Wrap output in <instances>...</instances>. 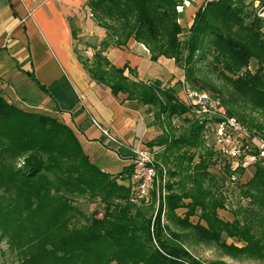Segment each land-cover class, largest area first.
<instances>
[{
  "label": "trees",
  "instance_id": "obj_1",
  "mask_svg": "<svg viewBox=\"0 0 264 264\" xmlns=\"http://www.w3.org/2000/svg\"><path fill=\"white\" fill-rule=\"evenodd\" d=\"M184 3L87 0L93 20L107 29L92 70L82 66L88 78L115 97L157 108L156 118L189 115L174 88L161 89L157 81L146 86L135 80L134 70L115 67L103 55L109 47L123 48L133 40L148 50L152 62L163 57L182 63L192 88L217 93L210 94L229 116L264 136V124L247 121L241 111L247 104L253 112H264V19L247 11L243 0H205L181 41L176 7ZM250 60L257 65L252 73L246 70L236 79L219 74H236ZM207 71L216 72L230 89L226 97L202 78ZM182 119L189 125L187 136L167 140L161 135L148 142L147 149L165 146L173 153L199 147L205 123ZM206 152L207 161L199 155L197 163H192L193 155L180 154L178 192L159 197L153 218L136 221L130 215L132 162L116 175L101 171L66 123L21 109L0 90V243L12 254L10 262L1 264H205L176 242L168 224L231 258L264 264V172L255 165L252 176L241 182L244 171L231 172L224 164L237 197L231 204L228 190L209 171L219 156L213 160L215 153L210 148ZM156 170L160 176L159 166ZM236 174L240 176L231 179ZM161 189L158 186L159 195ZM167 191L174 189L168 186ZM81 199L97 201L102 216L96 210L86 216L78 206ZM226 209L231 221L218 214Z\"/></svg>",
  "mask_w": 264,
  "mask_h": 264
},
{
  "label": "crops",
  "instance_id": "obj_2",
  "mask_svg": "<svg viewBox=\"0 0 264 264\" xmlns=\"http://www.w3.org/2000/svg\"><path fill=\"white\" fill-rule=\"evenodd\" d=\"M204 1L185 0L179 12L182 27ZM86 2L0 0V88L14 105L61 119L89 160L116 175L131 163L134 150L147 149L145 145L162 133L151 106L113 96L82 68L74 51V24L80 10L88 12ZM104 54L115 67L134 70L141 82L162 86L170 80L173 87L178 78L172 77L181 74L172 59L150 61L148 50L133 40Z\"/></svg>",
  "mask_w": 264,
  "mask_h": 264
},
{
  "label": "rangeland",
  "instance_id": "obj_3",
  "mask_svg": "<svg viewBox=\"0 0 264 264\" xmlns=\"http://www.w3.org/2000/svg\"><path fill=\"white\" fill-rule=\"evenodd\" d=\"M255 1L256 0H243V4L248 7L247 11L257 12ZM181 8L182 6H179V7L177 6L176 12L179 13L181 11ZM179 19H180V13L178 16V21H177L178 24H179ZM191 23H192V20L188 26L186 25L185 28L179 24L180 27L183 29L179 37L181 41L186 40L187 35H188L187 29L189 28ZM74 25H75L74 26L75 55L77 59L80 61L81 65L86 70H92V66L90 64L94 60V53L96 50L101 48L100 44L102 43V41L105 40L107 29L104 27H101L96 21L93 20V18L89 14V10L88 12L85 10H80L79 16L77 17V20ZM262 32L264 33L263 30ZM256 67H257L256 62L254 60H250L247 66L240 69L236 74H230L226 71H222L220 67L218 68L220 69V71H222L221 73H219L221 76H227L229 78L236 79L237 77H241V75L246 70L251 73L254 72ZM178 68L180 69L179 73L181 72L180 75L182 76L183 74L182 63L178 64ZM180 75H177V76L175 75L172 78L174 77L176 79L178 78L177 81H179L181 77ZM202 78L206 81L207 84L215 88L216 92H220L221 93L220 95H222V97H226V95L230 92V89L224 86L223 81L220 79V77L217 75L216 72L210 73L207 71L206 74L202 76ZM127 80L132 81L133 77L128 76ZM169 81L167 83L163 82L162 86L160 83V88L161 89L174 88V90L177 92L179 89V83H175L173 84V87H170ZM112 82H115V80H113ZM144 83L146 86L147 84H151V82H144ZM205 91L208 92V90H205ZM210 93L217 94L215 92H210ZM20 108L22 109V107ZM224 109L226 108L224 107ZM241 109L247 121L253 120L257 122L258 124H264V112H260V111L253 112L251 111L249 105L247 104H242ZM31 112L42 113L47 116H50L48 113H44L40 110L38 111L32 110ZM152 112H153L154 119H155L154 124L157 125L160 132L162 133V138H167L168 140V139H174L179 136H187L186 130H188L189 125L185 123L182 118H187L191 122L193 120L191 116H189L188 114H185L182 117H177V116L169 117L168 114H163L162 116H159V118H156L155 114L157 113V108L152 107ZM50 117H53V116H50ZM53 118H56L57 120L61 121V119H58L57 117H53ZM244 126L248 127L249 125L247 126V124H244ZM249 129L254 131L256 134L263 136L261 132L255 130L254 128H249ZM200 142L201 143L199 144V147L197 148H194L192 150L182 149L179 152L175 151L173 153L168 152L165 149V146L152 147L154 148L153 150H155V148H161V150L157 154H155V156L153 157V162H154L155 172H156V178L154 180V190L150 193L149 197L146 200H139L136 203H131L132 204L131 206L132 210L130 214L131 217H133L136 221H137V218H138V221L148 219L149 217L153 218L159 206V197H161L162 198L161 200H163L166 196H169L170 193L178 192L177 191L178 189L176 186L179 180V176H178L179 169L177 168V165L180 164V161H178L180 154H183L185 152V153H188L189 155H193L194 157L192 159V163L199 162V158H198L199 155L201 156L200 160L207 161V156L205 154L207 153L206 149H208L209 151V148L213 151V154L215 153L213 160L217 158L216 156H219L217 154V151L215 150V146H214L213 139H212V130L210 127H207V128L204 127L200 135ZM224 164L228 166L227 161L223 157L219 156L216 160L215 165L210 167L209 171L214 176L217 184H220V185L222 184V186H224L228 190L227 192L228 202H230L231 204H234L237 197L231 191V190H234L233 189L234 185L233 183H230L228 181L227 175L225 174V171H224ZM156 166H159L161 170L160 176L157 173ZM238 170L242 171L241 169H238ZM173 172L175 174V177L171 176ZM253 172H254L253 168H249L246 171H244L243 175L240 178V181L243 182V181L248 180L252 176ZM238 176L240 175H237V176L233 175L231 179L237 178ZM119 183L124 184L125 182L120 181ZM158 186L162 187L160 191L161 195L158 194L159 193ZM168 186H171L172 190L174 189V191H167ZM78 206L80 210L86 216H89L95 210L100 213L99 217L102 216L101 214L103 213V208L99 205L97 201H87V200L81 199V200H78ZM218 214L220 218H222L225 221L232 220V217L228 209L224 211H219ZM161 222L164 225L168 224L166 221V218L164 217H162ZM168 226H169V230L174 235H176V242L181 244L193 257H195L196 259L200 260L201 262L205 264H261L259 262L252 261V260L231 258L223 254L220 250H218L217 248L213 246H206L204 244L195 242L192 238H189L188 236H186L185 232L181 230H177L170 224H168ZM166 238H169V237H166ZM227 241L230 242L229 240ZM11 259H12V254L8 250L7 245L5 243H0V264L4 262H10Z\"/></svg>",
  "mask_w": 264,
  "mask_h": 264
},
{
  "label": "built area",
  "instance_id": "obj_4",
  "mask_svg": "<svg viewBox=\"0 0 264 264\" xmlns=\"http://www.w3.org/2000/svg\"><path fill=\"white\" fill-rule=\"evenodd\" d=\"M255 5L256 15L264 19V0H256ZM178 83L177 97L180 103L187 108L191 117L204 122L205 128H211L215 150L227 161L230 171H246L258 165L264 172V137L229 116L218 98L205 90L192 88L183 74ZM160 150H134L131 161L135 165L130 197L132 203L146 200L154 190L156 172L153 157Z\"/></svg>",
  "mask_w": 264,
  "mask_h": 264
}]
</instances>
